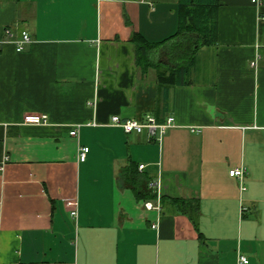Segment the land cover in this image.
Masks as SVG:
<instances>
[{"label": "crops", "instance_id": "0c3cea01", "mask_svg": "<svg viewBox=\"0 0 264 264\" xmlns=\"http://www.w3.org/2000/svg\"><path fill=\"white\" fill-rule=\"evenodd\" d=\"M178 1L0 0V264H264V1L216 0V42L172 84L158 75ZM135 34L163 44L156 66L136 64ZM113 115L174 124L157 141ZM130 163L159 209L122 176Z\"/></svg>", "mask_w": 264, "mask_h": 264}, {"label": "trees", "instance_id": "16d2710c", "mask_svg": "<svg viewBox=\"0 0 264 264\" xmlns=\"http://www.w3.org/2000/svg\"><path fill=\"white\" fill-rule=\"evenodd\" d=\"M217 39V3L216 0H179L178 30L168 39L170 53V71L167 75L159 73V81L172 84H184L190 68L195 62V53L202 46L212 45ZM136 64L145 70L156 66L153 53L162 43H150L141 35L132 36ZM133 163L127 165L122 176L129 183L137 199L152 200L156 192L148 186L150 179L138 170ZM164 198H160L162 205ZM189 201L171 200L177 207L183 208ZM184 210V208H183Z\"/></svg>", "mask_w": 264, "mask_h": 264}, {"label": "built area", "instance_id": "2783aa9c", "mask_svg": "<svg viewBox=\"0 0 264 264\" xmlns=\"http://www.w3.org/2000/svg\"><path fill=\"white\" fill-rule=\"evenodd\" d=\"M253 4L260 5L264 0H250ZM260 18L264 19V16H260ZM8 32V31H7ZM30 42V37L26 31H22L19 37L15 40V50L21 51L23 49V45L25 43ZM255 64V63H253ZM24 122L26 123H45L47 122V116L41 113H29L24 116ZM110 123L112 125L121 127V129L125 133H141L146 132L150 138H154L155 140L159 141L162 135L166 132V130L174 124L173 117H167L163 122H157L153 116L147 115L143 119H121L118 115H113L110 118ZM70 136L76 137L78 134V127L73 128L69 132ZM89 148L87 146L79 147L77 151V160L84 161L86 159V155ZM143 165L139 166V169H142ZM229 175L236 177L239 180V187L240 191L245 190V186L243 185V178H244V168L239 167L237 169H232L229 171ZM149 187L153 188V184L149 183ZM67 205L72 207L70 210V216L76 217L77 215V202L76 201H68ZM144 207L146 209L157 208L159 209V205H154L151 201H144ZM155 227V224L151 225ZM248 259L238 253L237 254V264H247Z\"/></svg>", "mask_w": 264, "mask_h": 264}]
</instances>
